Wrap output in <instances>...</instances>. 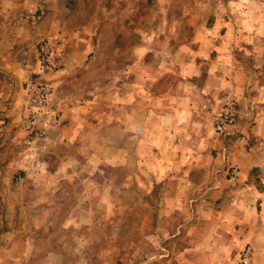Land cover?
I'll list each match as a JSON object with an SVG mask.
<instances>
[{"label":"crops","instance_id":"obj_1","mask_svg":"<svg viewBox=\"0 0 264 264\" xmlns=\"http://www.w3.org/2000/svg\"><path fill=\"white\" fill-rule=\"evenodd\" d=\"M85 4L82 11L73 0H0V151L28 113L36 78L34 62L26 65L37 56L35 44L49 36L59 42V64L47 76L56 124L44 135L55 162L41 159L42 171L34 172L28 160L0 154V166L19 169L12 181L54 183L62 197L66 183L94 187L91 174L79 172L94 166L119 170L117 193L104 199L125 200L132 191L142 199L157 185L164 207L151 213L182 219L154 224L149 242L160 249L135 264H242L247 245V264H264V58L255 64L241 54L248 44L264 46V0ZM207 6L214 8L209 14L202 12ZM227 95L240 107L222 135L213 119ZM103 182L112 184L110 176ZM83 192L93 215L95 195ZM49 205H25L16 223V210L1 216L0 264L108 263L89 238L75 241L70 261L62 240L47 239L56 248L37 252L43 239L30 234L46 228L28 216L56 214L43 208Z\"/></svg>","mask_w":264,"mask_h":264},{"label":"rangeland","instance_id":"obj_2","mask_svg":"<svg viewBox=\"0 0 264 264\" xmlns=\"http://www.w3.org/2000/svg\"><path fill=\"white\" fill-rule=\"evenodd\" d=\"M88 1V0H87ZM86 0H73V5H77L79 10H87L85 4ZM214 8L207 6L203 8L202 12L209 14ZM80 12V11H79ZM81 13V12H80ZM79 22H81L79 20ZM43 40H52L53 42H58L57 38L49 36L38 41L35 46L37 50V56L33 61L29 60L27 63L28 68H30L34 62L33 74L35 75L34 86L38 82L46 81L51 84L50 80L47 78L49 73L55 71L59 62H55V66H42L39 44ZM59 44V42H58ZM249 47L247 50L241 48L242 56L246 57V62L258 64L263 61L264 58V46L257 48L252 47L251 44H248ZM259 50V52H258ZM252 53H255L253 55ZM29 59L30 56H27ZM36 60V61H35ZM26 63V64H27ZM52 86V85H51ZM30 93L28 98V110L26 117L24 118L21 132L17 135L10 136L7 140L6 146L0 151V154L6 158H20L28 160L31 163V170L34 172L42 171L39 168V162L41 159H50L55 162V154H49L46 151L45 147L46 142L44 140V135L47 133L48 129L43 128L38 123L36 128L33 131H28L25 129V123L30 110V98L33 93V90ZM53 91V87H52ZM52 96V94H51ZM236 99L233 95H227L223 101L227 99ZM51 99V97H50ZM49 99V101H50ZM237 100V99H236ZM238 101V100H237ZM49 103V102H48ZM221 103V105H222ZM220 105V107H221ZM48 107V104H47ZM239 101L237 105V115L239 112ZM52 110V108H50ZM220 109V108H219ZM55 112V110L53 111ZM216 114V112H215ZM215 116V115H214ZM53 117V116H52ZM51 117V118H52ZM54 119L53 125L56 123V118ZM237 120V117H236ZM214 123V119H213ZM236 123V122H235ZM234 123V124H235ZM230 130V128H229ZM228 130V131H229ZM228 131L226 133H228ZM225 133V134H226ZM224 135V134H222ZM1 139L5 138V135L0 136ZM1 143V142H0ZM56 153V152H54ZM97 166V165H96ZM233 170H237L232 168ZM231 169V170H232ZM0 222H3L2 218L10 214V210H16L18 215L14 214L13 221L16 223L18 219L24 218L22 216V208L26 209V206H44L50 204L51 208H46V211H56V214H48L46 212L40 214H32L28 219H30L31 224H35L46 228L43 231L32 232L30 235H38V240L43 239L40 246L36 248L37 252H46L56 247L45 245L48 243L47 239L51 240H62V249L64 251V259L67 254H70V248L77 240L78 242L82 239H94L95 243L98 246L92 247L94 253L106 256L108 263L102 264H135L136 260L141 258L144 255H149L152 251H158L160 248H155L151 245L149 240L152 237H155L157 234L153 230V225L157 222H172L173 224L181 221L182 217L179 214H170V215H158L156 213L152 214L151 209H161L164 207V204H160L161 194L160 188L155 185L153 188L148 187L146 195L142 199L135 198L134 191L131 193V197L125 200H121L117 197L111 199H104L103 195L108 192L116 194L118 189L119 182V170L114 167H105L98 168L93 167L88 170H83L79 172L82 175L81 178H85L86 175L91 174L92 179H94V187L89 185L87 188L86 182H81L80 180L76 183H66L64 184V190L66 194L62 196L60 191L56 188L54 183H36L35 182H26L22 180L12 181L10 176L15 172L19 171L16 167H6L4 165L0 166ZM16 174V173H15ZM231 174V173H230ZM234 174L233 176H235ZM232 175V174H231ZM110 176L112 184L104 183L103 180H106ZM111 186V187H109ZM88 190L89 195L94 194V214L88 215L86 209L84 208L86 203V198L84 196L85 190ZM134 189V188H133ZM74 191V192H73ZM78 194L79 198H76L74 195ZM29 194L31 197L24 198ZM145 194V191H144ZM76 199H75V198ZM26 205V206H25ZM126 206L128 214L117 213V206ZM113 208L109 210L108 208ZM21 208V210H20ZM61 210V213H59ZM137 210V214L134 211ZM14 212V211H13ZM72 213V214H70ZM2 216V218H1ZM32 219V220H31ZM91 224L89 230H86V223ZM143 224L142 230H135V226ZM71 225H73L71 227ZM56 229V231H54ZM155 234H154V233ZM35 238V237H34ZM44 242V244H43ZM138 243V244H137ZM107 244V245H104ZM81 245V244H79ZM78 245V246H79ZM79 254L83 253V247H78ZM90 254V252H89ZM70 256V255H69ZM81 256V255H80ZM86 257V255H85ZM84 257V258H85ZM123 258V259H122ZM126 258V261L124 260ZM70 261V257L68 258ZM121 259V261H120ZM130 259V260H129ZM98 264V263H96ZM144 264H150L148 261Z\"/></svg>","mask_w":264,"mask_h":264},{"label":"built area","instance_id":"obj_3","mask_svg":"<svg viewBox=\"0 0 264 264\" xmlns=\"http://www.w3.org/2000/svg\"><path fill=\"white\" fill-rule=\"evenodd\" d=\"M41 64L42 66H55V62L58 61V42L52 40H43L39 44ZM33 93L30 98V110L25 123V129L33 131L36 125L39 123L43 128H49L53 124L50 108L47 107L49 99L52 94V86L46 81L38 82L33 89ZM237 105L236 99L230 98L222 103L220 109L214 116L213 129L218 134H225L229 128H231L236 122L237 117ZM51 117H50V116ZM232 175L236 174L235 170H230ZM252 247L247 245L241 252L240 258L242 264H247L250 258Z\"/></svg>","mask_w":264,"mask_h":264}]
</instances>
